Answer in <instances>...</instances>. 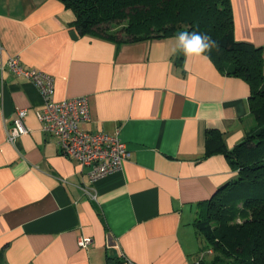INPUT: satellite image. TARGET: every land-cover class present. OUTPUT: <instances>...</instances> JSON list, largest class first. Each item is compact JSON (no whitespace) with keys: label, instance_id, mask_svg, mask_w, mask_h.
Returning a JSON list of instances; mask_svg holds the SVG:
<instances>
[{"label":"crops","instance_id":"obj_1","mask_svg":"<svg viewBox=\"0 0 264 264\" xmlns=\"http://www.w3.org/2000/svg\"><path fill=\"white\" fill-rule=\"evenodd\" d=\"M230 4L234 40L264 46V0ZM74 19L58 0H0V261L196 263L200 203L236 178L225 152L254 126L250 86L208 57H187L176 37L117 47L80 35ZM11 57L53 78L55 102L88 97L81 127L118 133L129 151L121 171L90 184L88 167L59 154L35 116L42 97L7 70ZM22 108L28 132L12 144Z\"/></svg>","mask_w":264,"mask_h":264},{"label":"trees","instance_id":"obj_2","mask_svg":"<svg viewBox=\"0 0 264 264\" xmlns=\"http://www.w3.org/2000/svg\"><path fill=\"white\" fill-rule=\"evenodd\" d=\"M58 1L73 12L80 35L117 47L181 32L208 35L217 47L204 55L220 73L249 84L255 130L225 152L237 176L200 203L194 228L204 239L202 252L212 251L197 264H264V46L234 40L230 0Z\"/></svg>","mask_w":264,"mask_h":264},{"label":"built area","instance_id":"obj_3","mask_svg":"<svg viewBox=\"0 0 264 264\" xmlns=\"http://www.w3.org/2000/svg\"><path fill=\"white\" fill-rule=\"evenodd\" d=\"M6 68L13 75L29 80L39 91L43 105L35 112V116L42 132L56 138L57 151L60 155L89 168L87 176L90 184L122 170L129 158V151L119 139L118 133L87 131L81 127L90 120L87 96L55 102L52 99L53 78L50 75L39 69H24L17 57L9 58ZM26 116V109L16 111V118L6 133V140L9 143L13 144L18 137L28 132L24 125ZM84 192L95 198L90 189L85 188ZM90 241V238L79 237L78 247L85 249ZM211 253V250L204 252L198 261Z\"/></svg>","mask_w":264,"mask_h":264},{"label":"clouds","instance_id":"obj_4","mask_svg":"<svg viewBox=\"0 0 264 264\" xmlns=\"http://www.w3.org/2000/svg\"><path fill=\"white\" fill-rule=\"evenodd\" d=\"M176 40L177 46L189 58L203 57L207 59V56L204 54L211 52L213 48L217 47L215 41H213L210 36L196 32H181L176 37Z\"/></svg>","mask_w":264,"mask_h":264},{"label":"rangeland","instance_id":"obj_5","mask_svg":"<svg viewBox=\"0 0 264 264\" xmlns=\"http://www.w3.org/2000/svg\"><path fill=\"white\" fill-rule=\"evenodd\" d=\"M255 126H256V124L254 121V126L252 127V129H250L249 134L255 130ZM191 229H192V233H193V241H194V244L196 246V251H197L198 255H201L204 253V252H202L204 250V247H205L204 239L201 235H198L195 232L193 227ZM210 257H211V254H207V256H204V259H209ZM0 264H3V263L0 261Z\"/></svg>","mask_w":264,"mask_h":264}]
</instances>
